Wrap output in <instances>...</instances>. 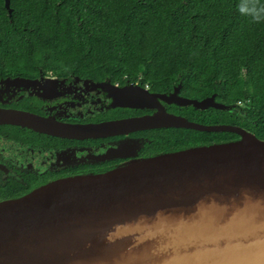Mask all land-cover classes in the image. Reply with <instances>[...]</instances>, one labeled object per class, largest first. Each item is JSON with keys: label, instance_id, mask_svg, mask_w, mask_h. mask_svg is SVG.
<instances>
[{"label": "water", "instance_id": "obj_1", "mask_svg": "<svg viewBox=\"0 0 264 264\" xmlns=\"http://www.w3.org/2000/svg\"><path fill=\"white\" fill-rule=\"evenodd\" d=\"M5 1L12 14L11 0ZM180 91L160 96L195 110L239 106ZM125 124L238 137L0 203V264H264V139L238 125L195 123L165 110Z\"/></svg>", "mask_w": 264, "mask_h": 264}, {"label": "trees", "instance_id": "obj_2", "mask_svg": "<svg viewBox=\"0 0 264 264\" xmlns=\"http://www.w3.org/2000/svg\"><path fill=\"white\" fill-rule=\"evenodd\" d=\"M12 8L14 22L0 0L2 64L103 69L156 90L182 81L192 98L217 92L244 104L247 118L234 124L264 139V0H12ZM196 131L180 138L233 136Z\"/></svg>", "mask_w": 264, "mask_h": 264}, {"label": "flooded vegetation", "instance_id": "obj_3", "mask_svg": "<svg viewBox=\"0 0 264 264\" xmlns=\"http://www.w3.org/2000/svg\"><path fill=\"white\" fill-rule=\"evenodd\" d=\"M2 1L5 14L14 22L12 0V14ZM183 87L181 81L173 88L156 90L128 75H112L103 69L79 72L72 64L7 66L0 62V203L66 179L102 174L134 160L238 136L229 132L231 138L206 135V140L200 134L190 144L188 134L180 138L188 128L135 129L125 124L163 110L205 125H236V116L246 117L239 106L227 111L216 107L195 110L171 105L160 96L180 88L181 96L192 98L183 93ZM147 93L157 95L150 101L140 97ZM214 95L217 102L225 103L217 92L197 99Z\"/></svg>", "mask_w": 264, "mask_h": 264}, {"label": "rangeland", "instance_id": "obj_4", "mask_svg": "<svg viewBox=\"0 0 264 264\" xmlns=\"http://www.w3.org/2000/svg\"><path fill=\"white\" fill-rule=\"evenodd\" d=\"M5 65H7V66H11L12 64H5ZM245 105H243V104H240L239 105V107H240V109H242L241 107H244ZM237 109H238V107H237Z\"/></svg>", "mask_w": 264, "mask_h": 264}]
</instances>
